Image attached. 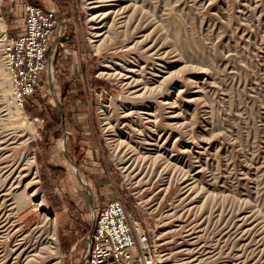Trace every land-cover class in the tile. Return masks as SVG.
<instances>
[{
	"label": "rangeland",
	"instance_id": "rangeland-1",
	"mask_svg": "<svg viewBox=\"0 0 264 264\" xmlns=\"http://www.w3.org/2000/svg\"><path fill=\"white\" fill-rule=\"evenodd\" d=\"M58 1L53 88L48 69L18 119L13 89L0 83V264H82L94 212L118 196L136 210L150 197L146 208L159 204L152 222L184 264H264V0L108 1L96 11L107 15L100 48L85 0ZM62 115L67 134L85 124L96 145L81 150L77 135L65 143ZM50 127L57 142L42 145ZM112 137L126 143L116 156ZM150 142L164 155L140 158L145 168L128 176L119 161ZM33 154L34 197L24 163ZM41 196L57 219L55 240Z\"/></svg>",
	"mask_w": 264,
	"mask_h": 264
},
{
	"label": "built area",
	"instance_id": "built-area-1",
	"mask_svg": "<svg viewBox=\"0 0 264 264\" xmlns=\"http://www.w3.org/2000/svg\"><path fill=\"white\" fill-rule=\"evenodd\" d=\"M25 12L24 33L11 35L6 31L2 36L13 95L22 106L35 94L42 75L54 60L50 44L59 24L56 8L27 1ZM150 199L139 201L142 210L127 206L120 196L100 205L94 212L82 264H184L170 249L174 242L158 234L162 225L156 217L153 224L152 214L159 204L153 202L147 209ZM139 212L148 215L150 223L144 224Z\"/></svg>",
	"mask_w": 264,
	"mask_h": 264
},
{
	"label": "bare ground",
	"instance_id": "bare-ground-1",
	"mask_svg": "<svg viewBox=\"0 0 264 264\" xmlns=\"http://www.w3.org/2000/svg\"><path fill=\"white\" fill-rule=\"evenodd\" d=\"M108 1H111V2H115L114 4H112L113 6H117V5H120L121 3L120 2H123V1H125V0H85V3H86V8L89 10V12H90V17H89V19L91 20V22H93V23H95V24H98L99 23V17H101V19L102 20H106L107 19V15H106V12H104V13H98V12H96V11H99V9H101V8H105V6H106V4H104V3H109ZM101 3V4H100ZM127 5V4H126ZM123 6V5H122ZM124 7V6H123ZM129 8V7H128ZM130 8H131V3H130ZM0 20L2 21V22H0V24L3 26V28H4V30H5V21H4V19L2 18V16H1V14H0ZM105 26H107V24L105 25H103V26H99V24L98 25H94V24H92V26L91 27H93V29L94 30H92V32H91V34H92V40L93 41H100V43H99V46H98V44H97V47H99L100 48V44L101 43H103L105 40H107V38L108 37H106V35H105V33L107 32V29L106 30H104V31H99V29H103V28H105ZM112 33V32H111ZM110 33V34H111ZM5 60H7V59H5ZM5 60H2V61H5ZM1 61V62H2ZM7 62V61H6ZM3 64H6V63H3ZM109 65H111V64H109ZM108 64H105L104 66L105 67H108L109 66ZM4 66H8V65H4ZM0 68H1V66H0ZM6 71V70H5ZM4 71V72H5ZM8 71V70H7ZM49 73H50V77L51 78H53L54 77V67H53V64H52V61H51V63H50V66H49ZM2 74V73H1ZM8 74V73H7ZM10 74H8V76H9ZM2 76L3 75H1V77H0V79L2 78ZM7 76V75H6ZM7 76V77H8ZM4 77V76H3ZM6 78V77H5ZM9 79V78H8ZM154 80V79H153ZM9 82H8V84H6V83H4V81H3V78L0 80V83L2 84V86H3V89L6 91V89H9V90H11L12 88V82H11V76H10V80H8ZM152 81V80H151ZM153 82H155V81H153ZM152 83V82H151ZM158 85V84H157ZM1 86V85H0ZM156 86V85H155ZM154 86V87H155ZM158 86H160V84L158 85ZM145 87H148V85H145ZM158 88V87H157ZM145 89H147V88H145ZM156 89V88H155ZM3 90V91H4ZM12 91V90H11ZM10 91V92H11ZM155 91V90H154ZM157 91V90H156ZM7 92V91H6ZM8 93V92H7ZM9 94V93H8ZM152 94V93H151ZM157 94V93H156ZM3 95V94H2ZM152 95H155V94H152ZM6 97H8L7 95H5ZM1 98V97H0ZM4 99V98H3ZM12 99V101L14 102V106H15V111L13 112V116L14 117H16V118H18V117H22V118H24L23 117V111H22V106H21V103L18 101V100H16V98L14 97V95L13 94H11V96H10V98L8 97V101L9 100H11ZM2 100V99H1ZM7 101V100H6ZM12 101L9 103L8 102V104L6 103V102H4L5 104H7L8 106H9V109H10V106L12 105L11 103H12ZM11 104V105H10ZM5 107V106H4ZM12 108V107H11ZM8 109V108H7ZM4 110H5V108H4ZM9 111H11V110H9ZM8 111V112H9ZM10 113V112H9ZM8 113V114H9ZM5 114V113H4ZM9 117V116H8ZM7 117V118H8ZM10 117H11V115H10ZM6 118V117H5ZM13 118V117H12ZM15 118V119H16ZM19 119V118H18ZM10 120V119H9ZM13 119H11V122H13L12 121ZM22 120V119H21ZM7 121V120H6ZM19 121V120H18ZM22 122V121H21ZM9 123V122H8ZM15 123H16V121H15ZM23 123V122H22ZM27 123V122H26ZM11 124V123H10ZM30 124V123H29ZM9 125V124H8ZM12 125H14V124H12ZM17 126H20V125H17ZM22 126V125H21ZM26 126V125H25ZM24 126V127H25ZM30 126V125H29ZM111 126V125H110ZM10 127H12V126H10ZM14 128H16V126L14 125ZM18 128H22L23 129V127H18ZM33 128V127H32ZM14 130V129H13ZM16 130V129H15ZM19 130V129H18ZM33 131V130H32ZM12 132V131H11ZM10 132V133H11ZM17 132V131H16ZM23 132H25V130L23 131ZM22 133V132H21ZM20 132H19V134H21ZM34 133V132H33ZM109 133V132H108ZM112 133H114V132H112ZM18 134V133H17ZM24 134V133H23ZM6 135V134H5ZM14 135V134H13ZM27 135V134H26ZM111 135V134H110ZM109 135V136H110ZM116 135H117V133H116ZM10 136V135H9ZM8 136V137H9ZM20 136V135H19ZM30 136V135H29ZM34 136H35V133H34ZM6 136H4V138H5ZM7 137V138H8ZM17 138V137H16ZM16 138H14V139H16ZM19 138V137H18ZM18 138H17V140H18ZM12 139V138H11ZM119 140V138L117 137V138H114V137H112L111 138V141H110V139H109V141H110V143H111V147H112V151H114V154H115V156L117 155V150H118V148H121L119 145H120V143L122 142H119L118 141ZM123 140V139H122ZM124 142V141H123ZM122 142V143H123ZM125 143V142H124ZM126 144V143H125ZM137 144H139V143H137ZM143 144V143H142ZM161 145V144H160ZM131 146V150H130V155H128L127 156V158L125 157V159L121 162V161H119L120 163H123V165H121V167L122 168H125V171L126 170H128V173H127V175L129 176V174L132 176L133 174H132V172L133 171H135V169H138L137 170V172L135 171V173H137V175H139L140 174V172H142L143 171V169L142 170H140L139 171V169L140 168H142L143 167V163L142 162H140L139 160H140V158H141V160H143V159H146V161H153V163H154V161L156 160V158H160V156L161 155H164V154H160V153H157L156 155H155V152L156 151H158L159 150V147H158V145L156 144V142L155 143H152V142H150V143H148V144H146V145H144V147H138V146H132V144L130 145ZM140 146V145H139ZM128 148V147H127ZM142 148L144 149L143 151H142ZM129 149V148H128ZM122 150V149H121ZM126 150V149H125ZM124 150V151H125ZM123 151V150H122ZM123 151V152H124ZM119 152V151H118ZM127 152V151H126ZM163 152V151H162ZM165 152V151H164ZM27 156V155H26ZM30 156V155H29ZM118 157V156H117ZM165 157V156H164ZM30 158V157H29ZM163 158V157H162ZM25 159V158H24ZM28 159V158H27ZM25 162V164L27 165V167H28V170H27V172H25L26 174H27V176L29 175V176H31L32 175V177H31V179L29 180V181H25L26 182V188H30V189H33V191H32V193H30V196H36V185H37V183H38V175H37V166H36V163H35V158H34V154L31 156V159H29V161H26V160H24ZM165 161V160H164ZM124 163H127V164H124ZM19 164V163H18ZM22 164V163H21ZM147 164V163H146ZM26 165H24V166H26ZM160 165V164H159ZM17 166H20V165H17ZM148 166H149V164H148ZM18 168V167H17ZM21 167H19V169H20ZM24 168V167H23ZM144 168H145V165H144ZM9 169V168H8ZM14 169V168H13ZM26 169V168H25ZM11 170V169H10ZM15 170V169H14ZM149 170V169H148ZM148 170H146V171H148ZM5 171V170H4ZM13 171V170H12ZM144 171H145V169H144ZM16 172V171H15ZM20 172V171H19ZM16 174V173H15ZM19 174V173H18ZM147 174V173H146ZM8 175H10V174H7V176ZM14 175V174H13ZM13 175H12V177H13ZM6 176V177H7ZM21 176H23V175H21ZM28 176V177H29ZM165 176V175H164ZM15 178H16V176H15ZM144 178V177H143ZM7 179V178H6ZM20 179V178H19ZM140 179H142V178H140ZM183 180H184V178H183ZM13 181V180H12ZM22 181H23V179H22ZM14 182H15V180H14ZM166 182V181H165ZM7 183V182H6ZM17 183H18V181H17ZM16 183V184H17ZM20 183H21V181H20ZM25 184V183H24ZM145 184V183H144ZM143 184V185H144ZM165 184V186H166V183H164ZM190 184V183H189ZM11 185V184H10ZM9 185V186H10ZM21 185V184H20ZM6 186V185H5ZM13 186H17V185H13ZM169 186V185H168ZM168 186H166V190H167V188H169ZM5 188V187H4ZM21 188V187H20ZM17 190V189H16ZM28 190V189H27ZM4 191V190H3ZM11 191H12V188H11ZM187 191V190H186ZM5 192V191H4ZM3 192V193H4ZM15 192V191H14ZM168 192V191H167ZM6 193V192H5ZM1 194V193H0ZM29 194V193H28ZM2 195V194H1ZM5 196V195H4ZM7 196V195H6ZM27 196V195H26ZM29 196V197H30ZM14 198V197H13ZM15 199V198H14ZM28 199H30V198H28ZM27 200V199H26ZM13 202H14V200H13ZM16 203V202H15ZM18 203V202H17ZM38 204V206H40V207H42V209H43V217H42V221H43V223L44 224H46V225H49V226H52V228H53V233H52V235H53V239L55 240V238H56V223H57V219H56V216H54L53 215V213L51 212V210L48 208V206L46 205V201H45V199L43 198V196H41L40 197V201H39V203H37ZM16 211V210H15ZM42 222H41V224H43ZM47 228V227H46ZM45 228V229H46ZM49 230V229H48ZM52 231V230H51ZM50 236V235H49ZM39 242V241H38ZM54 242V241H53ZM55 243V242H54ZM33 245V244H32ZM46 246H47V244H45ZM52 246H53V244H51ZM46 246H42V247H44V248H46ZM33 247V246H32ZM34 247H36V246H34ZM38 247V246H37ZM47 247H49V244H48V246ZM51 248V250L53 249L52 247H49V249ZM30 250V249H29ZM53 251V250H52ZM30 252H31V250H30ZM27 254H28V252H27ZM29 255V254H28ZM27 255V256H28ZM32 259H34V256H33V258Z\"/></svg>",
	"mask_w": 264,
	"mask_h": 264
},
{
	"label": "crops",
	"instance_id": "crops-1",
	"mask_svg": "<svg viewBox=\"0 0 264 264\" xmlns=\"http://www.w3.org/2000/svg\"><path fill=\"white\" fill-rule=\"evenodd\" d=\"M5 1L3 4V7L6 8V13H7V17L9 18L10 24L8 25L9 27V33L11 35H20L22 33H24L25 31V27H26V12H25V4L27 1H32L34 3L40 4L46 8H58L59 11L58 13L61 12V5L59 3L58 0H1ZM15 9V11L13 10ZM60 26L58 24L57 29H56V34L54 39L51 42V46H50V50L53 52V50L55 49V46L57 44V40L60 36ZM75 114V113H72ZM81 113H77L76 115L80 116ZM69 119H72V115H69ZM61 119H63V135L66 133L65 131V124L67 122H64V115H62ZM61 122V121H60ZM70 122V121H69ZM88 125V124H87ZM54 128L50 127L47 129L46 134L44 136V139L42 140V145L43 143H50L51 145H54V142H57L56 139H54V136L57 135V130L55 129V131L53 130ZM72 132L74 131L75 133L70 132V134H65V138L63 139L64 141L66 139H70L69 135L71 137V135H77L79 137L78 139V143L80 144V149H90V145H96L94 144V141L92 140V136L90 134V130L88 128V126H86L85 124H77L75 127H73L72 129H70ZM67 135V138H66ZM67 141V140H66ZM76 143V142H75ZM87 146V147H86ZM57 146H55V151H57ZM95 150L98 151L97 148H95ZM105 203V202H104Z\"/></svg>",
	"mask_w": 264,
	"mask_h": 264
},
{
	"label": "water",
	"instance_id": "water-1",
	"mask_svg": "<svg viewBox=\"0 0 264 264\" xmlns=\"http://www.w3.org/2000/svg\"><path fill=\"white\" fill-rule=\"evenodd\" d=\"M54 61V60H53ZM53 61H52V64H53ZM53 78H51L50 77V86H51V89L53 88ZM66 134V133H65ZM66 138H67V135H66ZM67 140V139H66ZM66 140H65V143H66ZM66 155H67V157H68V159H69V161L72 163V164H75L76 165V163H74L73 162V160L71 159V157L69 156V154L66 152ZM78 174H79V176L81 177V174H80V171L78 170ZM82 182H83V184L85 185V186H88V184L86 183V182H84L83 180H82ZM94 220V219H93Z\"/></svg>",
	"mask_w": 264,
	"mask_h": 264
}]
</instances>
